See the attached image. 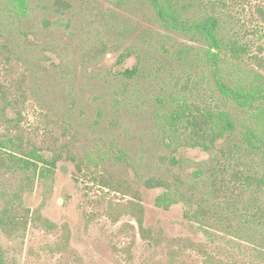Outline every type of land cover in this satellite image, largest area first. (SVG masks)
<instances>
[{
    "label": "rangeland",
    "instance_id": "374dc122",
    "mask_svg": "<svg viewBox=\"0 0 264 264\" xmlns=\"http://www.w3.org/2000/svg\"><path fill=\"white\" fill-rule=\"evenodd\" d=\"M58 1L29 0L20 16L0 0V146L19 142V134L25 152L61 157L47 177L0 168V209L26 181L24 207L58 225L30 221L13 236L0 228L8 263L264 264L257 213L264 191L236 172L248 173L247 152L209 166L212 154L187 146L174 152L168 144L177 139L166 122L174 97L229 110L240 130L264 125L218 90L205 39L164 27L147 0ZM182 2L184 18H217L225 44L218 66L228 84L264 75L254 59H264V0ZM98 42L106 53L87 61L84 53ZM128 51L133 55L119 63ZM135 65L133 79L120 74ZM171 156L181 163L171 164ZM203 161L207 168L196 176ZM151 177L169 187L147 186ZM121 179L138 192L149 233L131 214H119L134 200L117 191ZM166 191L176 199L167 207L157 199Z\"/></svg>",
    "mask_w": 264,
    "mask_h": 264
},
{
    "label": "trees",
    "instance_id": "16d2710c",
    "mask_svg": "<svg viewBox=\"0 0 264 264\" xmlns=\"http://www.w3.org/2000/svg\"><path fill=\"white\" fill-rule=\"evenodd\" d=\"M11 2L16 14L23 16L27 13L29 0H8ZM154 8L156 15L164 27L171 30L193 33V37L205 39L207 48L206 55L209 62H212L213 74L218 90L223 96L233 101L239 108L245 111L256 112V121L264 123V75L255 72V78L248 84L230 85L220 74L219 62L221 53H223L225 44L220 37L218 26L219 22L214 15H207L203 18L187 19L184 18L182 8L187 6L186 2L181 0H147ZM58 4L68 5L62 0ZM198 37V38H199ZM56 45H51L55 48ZM107 45L104 42H98L95 46L89 48L84 53V58L87 61L94 59L106 53ZM187 52V49H182ZM181 51V50H180ZM132 52H126L119 58V63H123L127 58L131 57ZM234 55L235 52H234ZM237 56V55H236ZM256 65L264 70V59L258 55L254 56ZM138 66L125 68L121 75L127 79H133L139 74ZM6 93L2 91V97L5 98ZM10 102V100H7ZM172 106L169 105V112L166 115V122L169 124L175 133L176 140H168L171 146L174 144V152L177 151V146H187L190 148H200L204 152L210 153L211 162H218L220 159L235 156L236 154L244 153L248 157L245 158L248 173H240L244 183L249 188H253L254 182L258 192L264 191V125L258 130L256 128L246 127L240 130L229 110L220 109L214 110L211 107H200L191 105L187 99L179 101V98H172ZM12 105V102H10ZM4 110V109H3ZM16 142L14 138H10L8 143L0 146L6 150L7 157L0 154V168H15L22 170L34 169L43 177H47L53 173L57 167V162L61 159L60 153L54 151V157L48 158L37 150L25 152L22 146V138L19 134ZM11 144V148H7ZM176 145V147H175ZM246 151V152H245ZM259 155V158L257 157ZM171 164L181 163L179 158L171 156L169 158ZM256 161V168L252 170ZM207 161L198 162V169L195 172L196 176L201 174L203 168H207ZM41 165V166H40ZM28 180V177L27 179ZM119 187L117 191H124L125 194H132L134 200H130L124 204L119 214H131L136 218L142 232L149 233V230L144 226V205L140 202L138 192H133L131 186L123 179L117 180ZM25 183L22 184L19 191L14 196L5 200L2 209H0V228L8 236L18 234L23 228L27 227L30 221L41 223V225L49 230H54L58 225L48 218H45L38 210L31 211L25 208L22 203V194L27 188ZM146 185L151 188H168L169 184L162 178L151 177L146 181ZM217 186L216 181L213 182ZM158 204L168 206V201L173 202L175 198H169V191L164 192L158 198ZM261 199V197L259 198ZM176 200V199H175ZM262 200V199H261ZM264 225V200L259 204L258 212ZM117 219V217H116ZM143 234V235H145ZM0 264H9L5 256L4 249L0 246ZM210 264H234L226 263L222 260L211 258Z\"/></svg>",
    "mask_w": 264,
    "mask_h": 264
}]
</instances>
